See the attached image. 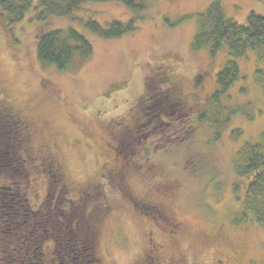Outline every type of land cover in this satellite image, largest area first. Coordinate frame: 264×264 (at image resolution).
<instances>
[{
	"label": "rangeland",
	"instance_id": "1",
	"mask_svg": "<svg viewBox=\"0 0 264 264\" xmlns=\"http://www.w3.org/2000/svg\"><path fill=\"white\" fill-rule=\"evenodd\" d=\"M213 1L145 0L139 11L118 1H91L70 15L51 16L49 28L76 29L93 48L86 59L75 55L64 72L37 58L38 24L31 17L39 0H31L32 11L12 28L0 13V98L35 122L36 157L48 144L74 188L69 197L97 184V201L111 207L97 234L104 264H129L144 243V224L131 200L147 195L180 224L183 244L196 248L191 264H219L216 251L224 253L223 264H264V229L239 221L242 193L234 187L233 165L243 146L262 143L264 63L249 51L237 60L239 78L225 95L210 99L225 54L210 57L190 44ZM219 2L225 16L239 24L251 11L264 12L260 0ZM133 18L135 31L117 38H102L83 26L89 20L106 26ZM171 80L192 94L186 107L180 91L167 84ZM144 106L146 115L135 119ZM157 107L167 110L158 114ZM153 114L148 124L157 119L158 127L151 131L146 119ZM136 121L139 138L126 143L121 130ZM29 188L33 191L32 183Z\"/></svg>",
	"mask_w": 264,
	"mask_h": 264
},
{
	"label": "trees",
	"instance_id": "2",
	"mask_svg": "<svg viewBox=\"0 0 264 264\" xmlns=\"http://www.w3.org/2000/svg\"><path fill=\"white\" fill-rule=\"evenodd\" d=\"M39 1L41 3L39 2L38 7L33 10L34 14L31 17V20L38 24L37 58L44 65L64 72L75 55L86 59L91 56L93 48L89 39L76 29L49 28L51 16L70 15L83 3L91 1H118L132 10L139 11L143 9L145 0ZM32 5L31 0H0V13L8 29L24 20L27 13L32 11ZM201 17L190 48L192 50L205 48L210 57L224 52L226 59L216 75V90L210 98L213 100L218 99L221 94L225 95L239 78L237 60L246 56L249 51L254 52L258 62L264 63V12L251 11L246 22L239 24L227 18L219 0H215ZM165 22L174 25L167 17ZM83 26L87 31L102 38H117L135 31L136 19H130L128 22L115 20L106 26L89 20L83 23ZM162 74H166L165 70ZM197 77L196 83L199 82L200 75ZM162 79H166V75ZM157 81L159 83V80ZM177 85L181 87L180 83ZM179 88L177 92L180 91ZM144 108L148 109L147 106L138 108L135 114L138 116L135 119L141 118L142 113L145 114ZM157 108L158 114H163L167 110L163 107ZM148 116L150 119H146V124L152 121L154 114ZM156 120L152 122L153 124H148L149 127L152 126L151 131L158 127ZM136 123L137 121L135 125L127 124L121 130L126 143L138 140L139 137L135 135V130L138 129ZM35 130L31 119L20 115L11 103L0 98V249L9 254L27 250L38 255L40 249L36 247L40 243L39 240L52 239V233L62 234L65 239L71 238L72 244L84 242L87 246L95 245L98 240L97 232L86 233L87 235L80 232L82 223L79 219H83L84 225L93 219L98 230L100 229L98 226L110 213V205L97 201V198L101 199V195L86 198V193L91 194L93 189H84L86 193L82 195L81 191L75 190V197H69L68 194L73 192L74 188L72 189L63 170L50 157L46 158L47 154L44 152L38 153L40 158L36 157L37 150L32 145ZM132 153L133 150L128 151V155ZM238 155L233 165L234 187L237 192L242 193L237 209L239 221L243 223L251 221L264 229V135L262 143L255 145L247 143L239 150ZM31 183L33 191L29 188ZM134 207L138 208L137 210L141 209L140 212L134 211L136 215L141 217L140 213H143L141 218H150L149 215H145L148 211L139 205ZM69 218H74L81 225L77 227L74 223L66 222ZM32 240L36 241L35 245ZM88 256L92 257L90 250Z\"/></svg>",
	"mask_w": 264,
	"mask_h": 264
},
{
	"label": "flooded vegetation",
	"instance_id": "3",
	"mask_svg": "<svg viewBox=\"0 0 264 264\" xmlns=\"http://www.w3.org/2000/svg\"><path fill=\"white\" fill-rule=\"evenodd\" d=\"M178 83L179 82L171 80L169 85L173 86V88L177 90ZM179 90L180 92L178 94L182 99H184L182 102L184 108V106L186 107L185 101L187 100L189 93L186 94L184 90H182V87H180ZM25 117L26 119H31L27 115H25ZM31 123H33L35 125V129H37V126L32 119ZM43 147L44 148L42 150L45 154H47L45 157H50L57 163L58 167L61 168L56 156L53 153L48 152V144ZM96 186L97 184L93 186L79 187L76 190L81 191L80 195H82V193H86L84 189H93L91 194L90 192L89 194L86 193V198H88L99 195V190ZM125 193L127 194L126 189ZM150 198L153 197H149V195H147L143 198L135 197L131 200L133 201L132 208L139 205L143 210L148 211L145 215H149L150 218H141L138 215L136 217L140 224H144L143 230L140 228V234L142 233L145 235V238L143 240L144 243L141 242L135 257L129 264H191L190 257L197 253L196 248L192 245L183 244L181 239L182 228L180 224L172 220V217L169 215L165 206L161 205V203L155 198ZM137 209L138 208H135V210ZM79 221L82 223L80 232H84L85 235L91 234L93 231H96L97 234L99 233L100 229L96 230L97 228L95 227L93 219L89 220L90 223H87V225L83 224V219H79ZM66 222H70V224L74 223L77 227L81 225H79V222L74 218H69ZM98 227L100 228V226ZM52 234V239L39 240L40 243L39 245L37 243L38 246L36 247L40 249L38 255L35 253L31 254V251H16L15 249L14 251L16 252L9 254L0 249V264H104V259L101 256V248H99V240H97L95 245L91 246V244H88L87 246L84 242H81L80 244H72L71 238L65 239V236L62 234ZM35 244L36 241L33 245ZM89 250L92 253V257L90 258L88 256ZM2 255L7 256V261L4 262V256ZM224 259V253L222 251H216L217 262L219 264H223Z\"/></svg>",
	"mask_w": 264,
	"mask_h": 264
}]
</instances>
